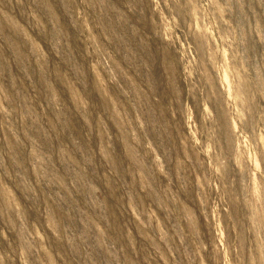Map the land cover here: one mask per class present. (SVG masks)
<instances>
[{"label": "rangeland", "instance_id": "1", "mask_svg": "<svg viewBox=\"0 0 264 264\" xmlns=\"http://www.w3.org/2000/svg\"><path fill=\"white\" fill-rule=\"evenodd\" d=\"M0 264H264V0H0Z\"/></svg>", "mask_w": 264, "mask_h": 264}]
</instances>
